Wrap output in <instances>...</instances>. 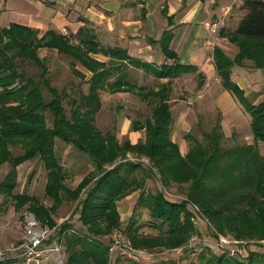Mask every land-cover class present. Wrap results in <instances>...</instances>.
Returning <instances> with one entry per match:
<instances>
[{"label": "trees", "instance_id": "16d2710c", "mask_svg": "<svg viewBox=\"0 0 264 264\" xmlns=\"http://www.w3.org/2000/svg\"><path fill=\"white\" fill-rule=\"evenodd\" d=\"M241 9L244 16L229 37L238 47L237 54L230 59L213 49V59L222 88L232 92L250 116L252 142L226 146L218 113L210 131H200V139L185 135V154L172 139L174 120L168 89L164 85L157 90L135 87L126 80L123 70L128 66L120 65L124 62L169 80L192 70L180 64L175 54L169 53L155 69L131 59L120 49L103 48L87 27H80L74 37L52 30L39 37L38 31L30 27L0 26V166L8 164L11 169L0 182V194L11 201L15 211L25 209L41 226L54 230L45 243L63 246L65 264H108V246L102 237L120 226L117 202L133 193L137 196L124 231L135 248L182 246L195 232L192 218L199 219L201 213L217 234L246 242L242 254L245 259L218 253L210 241L197 260L187 264H264V253L248 249L250 244L264 242V151L260 149V144L264 145V100L257 105L243 101L229 79L231 68L245 61L264 68V0H242ZM39 50L52 51L68 60L71 73L86 82L87 94L78 92V97L70 100L66 90L54 87L49 59L40 57ZM89 54H103L114 63L106 68ZM78 63L92 73L88 80L76 71ZM27 65L35 67L36 74H31ZM198 79L200 88L203 81L199 74ZM106 89L113 94H133L152 105L148 119L138 126L134 123L136 131L143 130V141L119 142L110 131L101 133L94 127V116L101 106L99 92ZM67 100L69 118L64 107ZM56 140L87 156L94 168L73 189L66 185L68 171L57 156ZM127 154L144 157L149 164L126 160ZM33 159L41 162L46 173L43 192L50 206L35 196L14 193L17 168ZM148 180L160 188L150 190ZM172 185L182 189L184 199L176 202L166 198L163 188ZM62 195L77 202L78 220L84 231L72 228L70 217L60 226L52 222L63 202ZM144 229L155 233L144 235ZM145 258L152 260L151 264H177L171 259Z\"/></svg>", "mask_w": 264, "mask_h": 264}, {"label": "rangeland", "instance_id": "374dc122", "mask_svg": "<svg viewBox=\"0 0 264 264\" xmlns=\"http://www.w3.org/2000/svg\"><path fill=\"white\" fill-rule=\"evenodd\" d=\"M0 26H2V24H0ZM215 34H217V30ZM100 37L99 39H101ZM109 42L110 41L106 43ZM102 44L104 46H107L105 45V43ZM216 45L221 46L225 51L231 53L229 51V44H227L225 41H216L215 39L214 41H206L203 49V56L206 61L211 62L212 48ZM231 51H233V48L231 49ZM38 54L40 57L45 56L49 59L47 66L54 78L52 82L54 87H57L61 90H66L67 93H69L70 100L76 97L78 92H81L84 95L87 94L86 82L81 81L71 73V65H69L68 60L58 57L52 51L39 50ZM147 59L152 61L153 58L147 57ZM163 62L164 61H158L157 64L160 65ZM120 65L128 66L123 71L125 72L126 80L129 83H132L135 87H142L145 90H157L162 85H164L168 89L171 112L174 120L172 139L179 146L182 154H185V152L187 151V143L184 140L185 135L190 133L194 137L200 139V131H210L217 119L218 113L221 114V125L223 133L226 137V146H229L234 142H252V136L249 130L248 116L244 113L239 104H236L235 107H231L232 110L230 111V113L229 109L225 110V107L222 106L223 102L225 101L222 97L223 91L217 81L206 84L198 90L195 87L197 77L194 74L184 75L169 80H161L145 70L139 68L137 69L134 67L131 68L130 65L124 63ZM27 70L30 71L31 74H36L37 72V69L30 65H27ZM112 78H115V76ZM99 100L101 106L99 111L94 116L93 122L94 127L98 131H100L101 133L110 131L111 133H113V135H115L116 139L119 142L123 140H129L132 141V143L143 141V130L136 131L134 129V126L143 124L144 121L148 119L152 109V105L140 100L133 94L123 92L113 94L109 89L99 92ZM68 103V100L64 102V107L66 115L69 118L70 108ZM134 123H136V125ZM231 135H234V137L230 138ZM260 149L263 152L264 145L260 144ZM55 150L61 165L68 171L66 185L70 187V189L75 188L84 176L93 171L94 168L87 156L79 153L71 145H66L62 141L56 140ZM126 160L142 163L143 166H147L149 164L148 159L144 157L136 158L131 154H127ZM10 170L11 169L8 164L0 166V182ZM45 174L46 173L43 169V166L38 159H33L19 166L17 168V186L14 189V193H26L35 196L46 206H50L51 202L44 197L43 192L46 181ZM147 187L150 190H154L156 189V187L157 189L160 188V186L157 183L154 184L152 180H148ZM163 193L166 198L171 201L179 202L180 200L184 199L182 189L178 188L175 185L163 188ZM62 198L63 202L62 204H60L57 212L53 215L52 222L60 226L63 222H67L66 219L70 217L69 224L71 225V227L76 231H84L82 224H80L78 220V216L80 213L77 210V202L68 200L64 195H62ZM127 206L129 207L130 205ZM129 215V211H122V222L120 226L112 228L107 236L102 237V241L105 242L107 246L110 245L111 239L119 238L120 241L128 242L135 250L143 251L145 253L158 254V256L151 258L153 260L171 259L174 260L177 264H187L192 260H197V257L199 255L197 254L195 257H193L190 253L187 252V250L185 251L184 249H182V251H180L179 248H184L186 247V245H193V243L195 242L201 244V241L203 242L205 238L209 241H214L213 236H215L216 233L214 227L210 224L206 217L199 213V215L201 216L199 218V221H196L194 218H192L195 232L182 246L172 249L156 248L152 250L135 248L132 245L131 241L126 237L124 231ZM146 220L147 216H145L144 214L143 221ZM116 230H119L121 232V236L114 233V231ZM53 231V229L51 230L47 227L41 226L35 220L33 214L27 212L25 209L15 211L11 201L0 194V250L14 249V252L19 255L21 253V245L26 242L25 239L29 237V234L34 235L35 232H40L44 236L43 246L47 249V251L44 253L45 259L43 264H54V260L57 258H61L63 260V264H65L66 255L64 253L63 246H59V255H54L49 251L51 244L48 245L45 243V241L49 237H52V235L54 234ZM141 232H143L144 235L155 233L154 231H151L149 229H144ZM223 237L230 239L231 243L225 244L220 242L221 247L229 248L233 244L234 246H244L242 248H245L246 242L237 241L229 235ZM221 247H219L220 250ZM248 249L264 253V242L262 241L261 243L255 245L250 244ZM223 250L227 253L226 249ZM245 250L246 248L244 249V251ZM165 253L166 255H163ZM227 255L229 257L241 259V261L245 259H243L241 253H235L234 255H230L227 253ZM19 259L3 264H23V260L21 258ZM127 261L128 260H123L119 257L116 258V262L118 263L115 264H128ZM135 263L151 264L152 262L150 263L149 260H142L141 262ZM108 264H110L109 253Z\"/></svg>", "mask_w": 264, "mask_h": 264}, {"label": "crops", "instance_id": "0c3cea01", "mask_svg": "<svg viewBox=\"0 0 264 264\" xmlns=\"http://www.w3.org/2000/svg\"><path fill=\"white\" fill-rule=\"evenodd\" d=\"M241 5L242 0H0V24L2 27L9 24L30 27L38 31L39 37L49 30L74 37L80 27H87L103 48L120 49L131 59L155 69L173 53L180 64L192 69L181 76L194 74L198 81V74L201 75L202 86L197 87V81L195 86L199 90L214 81L221 86L213 49H219L230 59L238 52L229 37L244 16ZM207 22L217 24V34L204 27ZM214 39L229 44L231 53L216 45L209 62L203 56V49L206 41ZM89 57L106 68L114 63L103 54H89ZM147 57H152V61ZM158 61L164 62L158 65ZM75 69L85 80L92 75L79 63ZM229 79L241 92L243 101L257 105L264 100V68H255L245 61L231 68ZM222 91L225 110L229 109L230 113L236 104L243 109L232 92H224L223 88ZM244 113L250 123V116ZM136 196L137 193H133L117 202L121 216L124 210L131 214Z\"/></svg>", "mask_w": 264, "mask_h": 264}, {"label": "built area", "instance_id": "2783aa9c", "mask_svg": "<svg viewBox=\"0 0 264 264\" xmlns=\"http://www.w3.org/2000/svg\"><path fill=\"white\" fill-rule=\"evenodd\" d=\"M204 27L209 30L211 33H215L217 30V24L207 22L204 24ZM168 64H170V61H167ZM195 211H199L196 206H194ZM196 221H199V219H195ZM40 232H35L34 235L29 234V237L25 239L26 242H24L23 245H21V253L17 255L14 252V249L11 250H0V264L5 261H13L16 259L21 258L23 260V264H43L44 262V253L47 251V249L43 246V234ZM117 235L121 236V232L119 230L114 231ZM214 241L211 242L217 247V250L219 252H225L223 249L227 250V253L230 255H234L235 253H241L243 254L244 249L242 247H238V245H231V247H221V243L229 244L231 243V240L223 237L220 234L215 233V236H213ZM119 239V238H117ZM117 239H111V243L108 246V253L110 254V264H115L116 258H122L123 260H128L131 262H141L142 260H146V256L156 257L158 254L155 253H145L143 251H138L132 248V246L126 242V241H120ZM210 242L208 239H204V241H201V244H198L197 242L193 243V245H186L184 248H179L180 251L184 249L187 250L188 253L191 254V256L195 257L197 254L200 255L205 250L206 243ZM237 244V243H236ZM243 244V243H241ZM221 247V250L219 249ZM243 250V251H242ZM50 252H52L54 255H59L60 249L59 246L53 242L50 245ZM116 251V252H115ZM122 251V252H119ZM14 253V254H13ZM115 253V255H114ZM163 255H166L163 254ZM168 257V256H165ZM20 260V259H19ZM54 264H63V260L61 258H57L54 260Z\"/></svg>", "mask_w": 264, "mask_h": 264}]
</instances>
